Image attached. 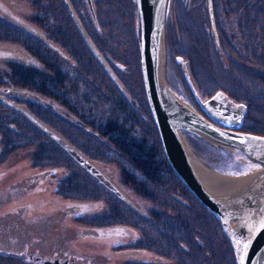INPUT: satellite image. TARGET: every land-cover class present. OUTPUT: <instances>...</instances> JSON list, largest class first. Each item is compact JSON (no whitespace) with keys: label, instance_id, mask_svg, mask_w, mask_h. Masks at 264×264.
Returning <instances> with one entry per match:
<instances>
[{"label":"flooded vegetation","instance_id":"af4514ba","mask_svg":"<svg viewBox=\"0 0 264 264\" xmlns=\"http://www.w3.org/2000/svg\"><path fill=\"white\" fill-rule=\"evenodd\" d=\"M60 1L62 7H59L60 12L55 11L50 16L51 24L46 15L45 6L42 8L45 14L36 15L35 21H31L27 26L20 20L19 15L9 13L5 9L6 5L0 4V12L4 13V17H8V20L2 19L5 21L3 23L9 30L5 36H0V41L26 47L24 41L29 37L33 41L30 43L37 47L35 50L26 47L28 52H24L32 57L28 61L23 55L0 50V165L10 155L22 150L25 153L30 152V156L43 162L34 163L36 166L34 171L9 181L7 175L12 172L0 170V263L112 264V252L117 253L122 250L133 252L134 249L144 246L149 251L172 259L170 263L173 260L176 261L173 264H219L214 262V257L213 260L202 259L198 253H195L196 256L192 255L194 261L186 262L187 259L191 260V255L188 253L189 248L182 243L183 239L187 245L188 243L199 245L196 252L202 247L200 241L202 223L195 222L199 218L190 222V218L186 216L179 217L175 212L168 215L160 208V213L157 214L156 207L149 214H140L139 210L132 208V202L124 196L120 177L114 184L88 162L86 156H90V150L94 151L95 144H102L105 148H110L111 152L114 150L113 160L122 163L124 158V162L131 166L129 169L134 170L132 173L129 170L125 172L126 184L130 182L140 196L148 194L145 190L148 187L145 188V185H149L152 188L150 191H153L154 184L160 197L153 194L152 198H158L161 201L166 199L165 203L162 202L164 206L169 202H167L168 196L166 198L164 194L168 193L166 189L170 180L165 182L166 178H161L155 181L151 171L147 173L149 178L147 180L141 171L135 169L137 166L135 162L139 163L138 157L133 156L132 160L125 157L120 148L118 149L114 144L118 136L109 134L110 131L107 129V124L112 122L131 133L137 123H140L139 121L147 122V128H142L140 132L135 129L136 134L132 136L137 139L141 137L148 139L149 147L153 149L157 144L159 153L171 170L162 153L144 90L142 89L144 95L139 101L132 100L120 88L112 86V80L108 82L106 76L111 69L107 67L106 58L109 57L103 49L97 47L95 37H91L92 29H99L107 23L104 20L98 21L94 17L92 8L87 7L86 11H74L72 0ZM83 1L87 6L91 4L90 0ZM132 1L133 23L134 26L139 27L135 0ZM209 1L217 44L208 19V0H167L164 22L171 20L172 5L177 9L180 8L179 17L186 24V30L182 29L186 38L193 37L195 44L211 43L219 49L220 43L229 46L227 42H230L235 46L232 50L237 51H234V54L239 60H243L244 49L239 46H246V57L247 46L252 42L250 24L253 22L264 26V16L258 17L262 19V22L255 18L258 20L256 23L251 15L264 4V0ZM77 12L82 13L81 18L77 16ZM110 12L112 11H109V15ZM173 19H175L174 15ZM13 20L14 24L10 23ZM32 24L35 26L32 27ZM228 24L230 27H227ZM111 27L115 26L110 24ZM263 34L264 32L259 38L260 43H264ZM174 39L176 44L177 39ZM93 42L95 43L93 49L98 51V55L92 52ZM172 44L171 42L170 47ZM190 51V49L189 51L183 49L182 53L187 56ZM137 53L139 57V52ZM217 53L218 55L223 53L222 56L225 59L230 58L225 50ZM138 60L140 62V58ZM103 63L106 68L101 67ZM186 65L188 69V63ZM41 73L43 75H40ZM34 75L37 80L32 79ZM28 76L31 80H28ZM118 76L122 77L120 74ZM121 80L119 81L122 84ZM102 87L108 92L105 93ZM141 105L145 107V110ZM63 109H66L65 113ZM46 113L52 115L54 121L47 118ZM108 113L111 116H108ZM118 115L127 118L124 122L133 116L135 121L131 124L134 129L131 128L130 131L124 122L120 124L118 120H115ZM61 123H64L66 128H63ZM132 136L130 139L133 143L135 139ZM62 156L65 160L61 162ZM42 158H49V160L45 161ZM108 160L109 164L113 165L112 158L108 157ZM63 162L73 165L76 170H79L77 171L79 174L75 173L74 177L73 172H63L65 168L68 170V165ZM78 175L89 177L103 192L98 191L96 187L97 194L88 192L87 189L92 188L90 179L82 183ZM44 193L58 198H55L57 207H46V203L41 199ZM59 201L61 203L57 204ZM100 202L106 206H102L98 212H95V204ZM157 206L160 207V205ZM123 210L126 212H122ZM199 214L202 215V213H196V215ZM212 219L217 221L215 217ZM193 222L195 225L191 226ZM153 226L158 228L156 233L152 230ZM136 228L140 231V237L134 232ZM146 233L148 235L155 233L160 235L161 239L164 238L168 250L155 249L158 241L150 243V239L145 240L147 244L145 245ZM178 235L185 238H178ZM75 239L101 242L100 244L107 249L103 252L85 253L77 248ZM122 264L168 263L153 260ZM230 264H234V261L230 260Z\"/></svg>","mask_w":264,"mask_h":264},{"label":"rangeland","instance_id":"374dc122","mask_svg":"<svg viewBox=\"0 0 264 264\" xmlns=\"http://www.w3.org/2000/svg\"><path fill=\"white\" fill-rule=\"evenodd\" d=\"M132 2V0H90L91 4L87 6L83 0H72V7L75 8L74 11H86L85 8H92L94 17L98 21L104 20L107 23V25L103 24L99 29H92L93 31L91 33V37L93 36L96 39L95 42L98 45L97 47L103 49L107 54V57H109L108 59L105 57L107 67L111 69L106 78L108 82L112 80L113 83H111V85L120 88L128 95L129 98H131L132 100L136 99L137 101H139L140 98L144 95L142 91L143 84H141L142 80L139 73L140 62L138 60L139 57L137 53L139 51L140 36L138 33L139 27L134 26L133 23L134 5L132 4ZM0 4L6 5L5 9H7L9 13L19 15L21 18L20 20L25 26L29 25L31 21H35L36 15L40 16L45 14V12H42V8H44L45 6L47 8L46 15L48 16V20L50 19L49 23L51 24L52 17L50 18V16H52L55 11L60 12L59 7H62V2L60 0H0ZM109 11H112V13L110 12V15ZM171 13V20H165L163 28L161 77L163 78L164 82L168 84V89L174 96L179 98L182 103H185L188 107L192 108V110L196 112L198 111L199 115L202 118L210 122L198 109V104H196L192 99V94L190 92L188 93L186 85L184 84L181 77L182 73L180 72V67L177 63H175L174 58L183 57L184 59H181L186 62L185 64L188 63L187 74L190 82L192 83V86L197 92L199 102L201 103H205L206 101H208L217 92L225 93L234 101L238 100L234 96V91L240 94L238 90H242L243 88L250 89L251 87H254L253 89H255V87H259V83L257 82L258 75L256 74H258L257 71L261 69L259 67H256L253 63L243 62V60L246 59L245 48L242 51L243 60H239L238 56L234 54V51L237 52L235 49L226 53L230 56L229 60L223 58V56H219L220 60H218L217 58L213 60V57L210 58V56L208 57V55L206 57V55L198 51L200 48L197 47V45L193 42V37L186 38L185 34H183L182 29L186 30V24L183 23L181 18L179 17V15H181L180 8L177 9V7L172 5ZM173 15L175 16V19H173ZM251 15L254 18H257L256 14L252 13ZM77 16H80L81 18L82 13L79 14L77 12ZM0 19V36H5L9 30L7 29L8 26H6V24H4L3 22H5L4 20H8V17H4V13L0 12ZM258 19L260 22H262V19ZM10 23L14 24V20L13 22L10 21ZM110 24L115 27L110 28ZM34 26L35 25L32 24V27ZM134 27H136V32ZM227 27H230V25L228 24ZM4 31H6V33H4ZM174 38L177 39L176 44ZM24 42L25 46L29 47L30 49L35 50L37 48L36 45L31 44L33 43V41L29 37H27ZM171 42L173 44L170 47L169 45L171 44ZM93 43L92 52H96V54L98 55V51L93 49L95 47V43ZM26 47L16 46L14 44H10V42L0 41V50L10 51L13 54L17 53L23 55V57L26 58L28 61L32 57H30L27 53L24 52H28V48ZM183 49H187L188 51L190 49V56H185L182 53ZM223 50L226 51V47L224 49H221V52ZM246 53L247 55L249 54V48ZM185 58H187V60ZM193 62L195 63V66H193ZM101 67L106 68L104 66V63ZM90 68L92 69L91 66ZM224 72L231 74L232 78L223 75ZM118 74L122 75V77L118 76ZM40 75L43 74L41 73ZM122 78L125 82L121 80ZM119 80H121L123 85L120 83ZM219 84L221 86H219ZM102 89L103 91H105V93L106 91L108 92V90H105L104 87H102ZM124 92L122 93L125 94ZM129 102L131 103V105L133 104L130 99ZM141 106L143 107V110H145V107L143 105ZM255 106L256 107L252 108L250 116L253 120H255V122L250 123L248 121L246 123L248 125L247 129H250L251 132H249L245 128L237 131L240 133L264 138V136L254 134L252 132L256 131L255 129H264V107H259V105ZM63 112L65 113L66 109H63ZM45 116L54 121L52 115L46 113ZM139 119L141 120V118ZM139 122L140 123H137V125L135 126V129L138 132H140L144 127L147 128V122ZM61 126L63 128H66L64 123H61ZM182 138L187 147V155L188 157H190L193 164L194 162H199L200 164L205 166V168H207L209 171H213L217 174H223L220 171H224L231 175H235L237 173H240V171H237L238 169L251 171V166L249 162L240 155L233 154V151H225L222 148L211 146L203 141L193 139L192 137L186 135L182 136ZM93 148L94 151L92 149L90 150V156H86L88 162L92 166H94L98 171L104 174L105 177L108 180L112 181L114 184L115 181H118V177H120L119 180H121V182H119L122 185L121 189L124 193V196H126L130 200V202H132V208L137 211L139 210L138 212L140 214H149V212H151L153 208L156 207L157 214H159L160 209H162V211L165 210L168 215L170 213L175 212V214H177L179 217L186 216L188 219L190 218V222L195 221V218H199L198 221L195 222L202 223V239L200 240L203 246L205 247H200L199 251L196 252L198 248L197 246L199 245H189V243L187 245V243H185L183 239L182 243L186 244V246L189 248L188 253L191 255V260L187 259V263L194 261V257L192 255L196 256L195 253H198L202 259L211 258L213 260L214 257V262H219V264H230V260L233 261L230 246L227 241L225 242L224 240L219 223L212 219L214 218L212 217L213 215L208 212L197 200H195V198L190 194V192L185 188V186L181 183V181L176 177L173 172L172 182L170 183L171 186L167 187L166 189L168 192L167 195L164 194L166 198L168 196L167 202L169 201L172 204L168 202L169 205L167 203L165 204L166 206H164L162 202H164V200L166 199H162L161 201L158 198H152L153 194H155L157 197L159 196V193L157 194V188L154 186V184L153 191H150V189L152 188L149 185L144 184L145 188L148 187L145 189L148 194L143 196H140V194L135 190L134 186H132L130 182L126 184V182L124 181L125 172L127 173V170H129L132 173L134 172V170L129 169L131 168V166L124 162V158L122 160V163L120 161L116 162L115 160H113L114 150L112 148L111 149L113 150V152H111L110 148H105L104 146H102V144H95ZM96 151H98L100 154ZM29 153H25L23 150L20 152H16L10 155L7 159H5L4 163L0 165V170L12 172L7 175L8 181L10 179L13 180L19 178L20 176H24L25 174L34 171V167H36L34 163L38 164L40 160H37L34 157L30 156ZM156 154L161 156L158 150H156ZM108 157L112 158L111 161L113 165L109 164ZM42 159L45 161L49 160V158ZM63 160H65V158L62 156L60 161L62 162ZM154 163H158L155 158ZM63 164L68 165V170H66L65 168V170L63 169V172H73L72 176L75 177V173H78L77 171L79 170H76L73 165L71 166L67 162H63ZM234 167L236 168L234 169ZM86 177H79L80 181L82 183L88 182L90 178ZM138 180L140 179L138 178ZM89 183H92V188L89 187L87 189L88 192L97 194L95 187L98 191L103 192V190L99 189L91 179L89 180ZM117 187L119 186L117 185ZM55 198L57 197L53 196L52 194L44 193L42 194L41 199L42 201H44V203H46V207L49 208V206L57 207L55 206ZM60 203L61 201H59L57 204ZM157 205H160V207H158ZM102 206H106V204H104L103 202L95 204V212H98V210L101 209ZM122 212L126 211L123 210ZM196 213H202V215L199 214L201 217L199 215H196ZM145 220L147 221V218ZM195 222L191 223L190 225H195ZM72 225L75 226L74 224ZM138 226L141 227L140 224H138ZM145 228L147 230V227ZM157 229L158 228H155L154 226L152 227V230L155 233ZM134 232L136 233V236L140 237V231L137 228ZM146 232H148V230ZM155 233H150L149 235L146 233L144 237V244L147 245L145 240L148 241L150 239V243H153V241H158L157 245L155 246V249L160 248L162 250H168L167 242H164V238L161 239V236ZM177 237L185 238L182 235H178ZM75 240L77 248L85 253L92 254V252H103L107 249L106 246L100 244L101 242L96 243L93 240L90 241L82 239ZM197 243L199 242L197 241ZM88 244L90 245L88 246ZM91 246H93V248ZM111 254L112 256H110L112 264L153 260H162L165 263L167 262L168 264H173L174 262H176L173 260V262L170 263L172 259L160 256V254H158L157 252L149 251V249L144 248V246L139 249H134L133 252L132 250H122L117 253L112 252Z\"/></svg>","mask_w":264,"mask_h":264},{"label":"water","instance_id":"95a60500","mask_svg":"<svg viewBox=\"0 0 264 264\" xmlns=\"http://www.w3.org/2000/svg\"><path fill=\"white\" fill-rule=\"evenodd\" d=\"M165 4L166 0H135L140 74L163 154L185 188L218 220L221 233L231 247L234 263L241 264L243 256L242 264H264V228L260 227L264 222V168L233 191L209 195L188 160L182 134L211 146L238 151L263 165L264 138L237 131L245 108L232 104L221 93H216L205 103L199 102L188 81L185 64L178 57L174 61L180 66L198 107L210 122L194 113L168 89L160 74ZM208 19L217 42L209 4ZM232 119L234 122L231 123Z\"/></svg>","mask_w":264,"mask_h":264},{"label":"trees","instance_id":"16d2710c","mask_svg":"<svg viewBox=\"0 0 264 264\" xmlns=\"http://www.w3.org/2000/svg\"><path fill=\"white\" fill-rule=\"evenodd\" d=\"M256 11H257L255 13L257 16L256 19H258V17L264 16V4L258 7ZM256 19L254 18V21L257 23L258 20ZM204 22L206 23V19H204ZM250 25H251L250 37L252 39V42L250 45L247 46L249 48V54L246 56V59H244L243 62L253 63L256 67H259L261 69L258 71L255 70L258 73L256 75H258L257 82L259 83L258 84L259 87H255V89H253L254 87H251L250 89L243 88L242 90H238L240 94L234 91V96L238 99L236 100V102L241 103L246 106V112H245V116H244L243 123H242V129L245 128L249 132L251 131L250 129H247L248 125L246 123L248 121L250 123L255 122V120H253L250 117L252 108L256 107L255 105H259V107H264V83H263L264 81V74H263L264 73V43H260L259 41V38L262 36V32H264V26L260 25L259 23L254 24L253 22ZM227 43L229 44V46L225 45V43H220L218 45L220 49L211 43L203 44V45L196 44V45L197 47L200 48L198 51L202 52V54L206 55V57L208 55V57L210 56V58L213 57V60L216 58L220 60L219 56H222L223 53H220V55H218L217 53L218 51H221V49H224L226 47L227 50L225 51V53H228L232 50V48L235 47L234 44H231L230 42H227ZM239 47L244 49L246 46L242 45ZM193 66H195L194 62H193ZM223 75L229 76L230 78H232V75L227 72H224ZM32 79L37 80L35 75L32 77ZM28 80H31L30 76H28ZM219 86L221 85L219 84ZM107 100H109V98ZM108 116H111V114L108 113ZM115 120H118L121 124L124 122V120H127V118H124L123 116L118 115ZM134 121H135L134 117L131 116V118H129L128 121L124 122V125L127 126V128H129V130L131 131V128L134 129L133 124H131V122H134ZM107 129L108 131H110L109 134L118 136L114 144L116 145L118 149L120 148L121 153L125 157H127L128 159L130 158L131 160L133 156L138 157L137 160L139 161V163L135 162V164L137 165L135 169L141 171L145 175L147 180L149 179L147 176V173L151 171L153 172V174H151L153 176V180L156 181V180H160L161 178L162 179L166 178L165 182H168V180H170V182L167 184L168 185L167 187L171 186L170 183L172 182V172L168 168L167 164L164 162V159L162 158V156H159L156 154V150H158L157 144L156 146L154 145V149L149 147L150 141L148 139L146 140L144 137H141L138 139L136 137H133L134 134H136L135 129L132 130L130 133L127 130L121 129L116 123H112V122L108 123ZM255 130L256 131H252L254 134L264 136V129L263 130L255 129ZM131 136L135 139V142L133 143L131 142V139H130ZM142 138H144V140ZM129 148L131 150H128ZM123 150L126 151L127 154ZM154 158L156 159V161H158V163L156 164L154 163ZM132 165L134 166V164ZM201 245L203 246L202 243Z\"/></svg>","mask_w":264,"mask_h":264},{"label":"bare ground","instance_id":"6f19581e","mask_svg":"<svg viewBox=\"0 0 264 264\" xmlns=\"http://www.w3.org/2000/svg\"><path fill=\"white\" fill-rule=\"evenodd\" d=\"M166 86L168 87V84H166ZM233 154L240 155L245 160H247L251 166V171L238 169L237 171H240V173H237L235 175H231L224 171H220L223 174H217L213 171H209L199 162H194L193 164V162L188 159L201 186L209 195H218L221 193L233 191L236 188L240 187L244 182L251 180L252 177L256 176L255 173L260 172L262 168H264V165L261 164V162L247 159L242 153L238 151H234ZM235 168L236 167H234V169Z\"/></svg>","mask_w":264,"mask_h":264},{"label":"snow or ice","instance_id":"6c2138e0","mask_svg":"<svg viewBox=\"0 0 264 264\" xmlns=\"http://www.w3.org/2000/svg\"><path fill=\"white\" fill-rule=\"evenodd\" d=\"M254 139H260V138H254ZM260 227L264 228V222L261 223ZM237 243H239V241H237ZM244 247L247 248L248 247V244L245 243L244 244ZM240 259H241V264H242V262H243V256H241Z\"/></svg>","mask_w":264,"mask_h":264}]
</instances>
